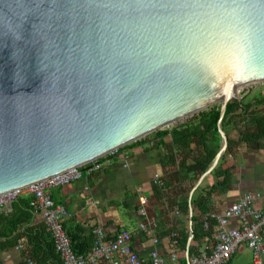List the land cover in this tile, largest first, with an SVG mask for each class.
<instances>
[{
	"label": "water",
	"instance_id": "water-1",
	"mask_svg": "<svg viewBox=\"0 0 264 264\" xmlns=\"http://www.w3.org/2000/svg\"><path fill=\"white\" fill-rule=\"evenodd\" d=\"M261 82L264 0H0V201L220 105L192 216L228 105Z\"/></svg>",
	"mask_w": 264,
	"mask_h": 264
},
{
	"label": "crops",
	"instance_id": "crops-1",
	"mask_svg": "<svg viewBox=\"0 0 264 264\" xmlns=\"http://www.w3.org/2000/svg\"><path fill=\"white\" fill-rule=\"evenodd\" d=\"M234 102H243L245 106L251 105L249 112L264 114V87L252 88L248 90L244 99ZM244 119L242 109H237L226 128V135L239 144L235 156L228 157L222 166L223 169L231 170L232 180L227 192L213 197L212 210L208 215L222 214L244 195L264 189V139L260 141L258 147L253 143L240 144L239 131L251 129V126L245 124L247 122ZM174 128H166L161 132H171ZM156 133L124 147L119 155L99 160L95 165L83 168L81 180L50 190L53 202L64 206L68 211L69 217L64 222L67 229L85 226L87 235L93 229L94 231L103 229L110 239L115 238L122 230L135 233L134 248L143 264H149L151 252L156 248L168 259L172 244L171 235L174 236L177 231L185 230H189L190 233L191 224L193 229L191 211L190 217H187L181 214L177 207L171 206L176 197L183 196L190 187L189 183L185 182L187 180L181 181L185 175L179 166L182 150L173 146L171 135L162 140V136ZM124 155L128 160L123 157ZM213 173L202 182L201 188L218 183ZM157 176L164 186L157 184ZM140 193L149 200L151 227L154 236L160 242L157 247L150 238L138 232L142 220L138 207ZM10 212L12 211H7ZM208 215L203 217L205 222ZM30 228L39 229L38 243L44 247L43 241L40 242L41 235L42 239H45L47 233L50 237L51 234L42 218L33 214L32 221L20 226L18 232L23 235ZM213 228H215L214 239L210 242L203 241L198 246V252L213 247L218 232L217 222L210 221L209 229H205L208 232ZM172 229L174 232L171 234ZM41 231L46 235L43 236ZM12 241L0 239V264H29L27 254L24 252L26 248L17 250L20 245H26V238H21L16 246L11 245ZM180 252L184 259L189 257L186 255L187 248L186 251ZM33 262L36 264L35 261ZM228 264H254L252 252L246 246H242Z\"/></svg>",
	"mask_w": 264,
	"mask_h": 264
},
{
	"label": "trees",
	"instance_id": "trees-1",
	"mask_svg": "<svg viewBox=\"0 0 264 264\" xmlns=\"http://www.w3.org/2000/svg\"><path fill=\"white\" fill-rule=\"evenodd\" d=\"M251 108V105L245 106L243 102L230 103L223 121V130L225 132L228 124L231 123L232 114L237 109H242V117L247 122L245 124L251 126V129L246 128L243 132L239 131L241 137L240 144L253 143L258 147L260 141L264 139V114L249 112ZM220 110L221 106L215 105L207 111L194 115L186 123L175 127L171 132L158 131L156 133L162 136V140L171 135L173 146H177L182 150L179 166L185 175L181 181L187 180L185 182H188L190 187L183 196L176 197L175 202H172L171 206L177 207L178 211L187 217H190L191 211L189 205L190 192L200 178L206 174L221 150L222 140L218 130ZM227 137V152L220 159L213 173L218 183L210 185L207 188L200 187L192 199L194 238L191 243L189 257L197 256L201 253L198 252V246L203 241L208 240L210 242L214 239L215 228L206 232L203 217L211 212L213 197L227 192L230 188L232 172L229 169H223L222 166L228 157L235 156L239 144L233 141L229 135ZM162 140L160 143H162ZM121 151L122 149L118 153L120 154ZM187 175L188 177L186 178ZM33 214L30 200L20 198L14 201L12 212H0V239H5L6 241L13 240L11 245L16 246L20 243L21 238H26V251L24 252L27 254L26 256L29 260L35 261L36 264H61V258L56 252L54 241L50 240L51 237L48 233L45 239H42L41 235L40 242L43 241V247L38 243L37 239L39 229L30 228L23 235L18 232L20 226L26 223L29 224L32 221ZM64 228L76 255H89L92 252L95 244L94 229L87 235V228L85 226H76L68 229L64 226ZM173 232L174 230L172 229L171 234ZM42 234L43 236L46 235ZM189 234V230H185L184 232L177 231L174 236L171 235V243L184 252L187 248Z\"/></svg>",
	"mask_w": 264,
	"mask_h": 264
},
{
	"label": "built area",
	"instance_id": "built-area-1",
	"mask_svg": "<svg viewBox=\"0 0 264 264\" xmlns=\"http://www.w3.org/2000/svg\"><path fill=\"white\" fill-rule=\"evenodd\" d=\"M118 152L116 151L103 159L119 155ZM123 157L128 160L126 155ZM98 161L89 165H95ZM82 168L75 169L34 191L0 201V210L20 198L30 200L34 214L42 218L51 234L56 252L61 258V264H143L134 248L135 233L127 230L120 231L115 238L110 239L103 229H96L92 252L89 255L74 253L64 228V222L69 217L68 211L64 206L56 205L53 202L50 190L81 180L83 177ZM156 182L159 186H164L159 176L156 177ZM138 204L139 215L142 218L138 232L150 238L153 245L157 247L160 242L154 236L151 227L149 200L142 193L139 194ZM210 221H216L218 225V232L211 249L208 248L197 256L184 259L179 248L171 244L168 259L156 248L151 252L149 264H228L242 246H246L252 252L254 264H263L264 189L244 195L222 214L208 215L205 222L206 230L210 227ZM25 248L26 245L22 244L17 250ZM28 261L29 264H34L33 261Z\"/></svg>",
	"mask_w": 264,
	"mask_h": 264
},
{
	"label": "rangeland",
	"instance_id": "rangeland-1",
	"mask_svg": "<svg viewBox=\"0 0 264 264\" xmlns=\"http://www.w3.org/2000/svg\"><path fill=\"white\" fill-rule=\"evenodd\" d=\"M262 87H264V82L257 83V84H254V85H251V86L245 87V88H243V90H242V94H246V93L248 92V90H251L252 88L260 89V88H262ZM191 118H192V116L189 117V118L183 119V120H181V121L175 123V124H174L173 126H171L170 128H174V127H176V126H179L180 124L187 122V121H188L189 119H191ZM168 129H169V128H168Z\"/></svg>",
	"mask_w": 264,
	"mask_h": 264
}]
</instances>
